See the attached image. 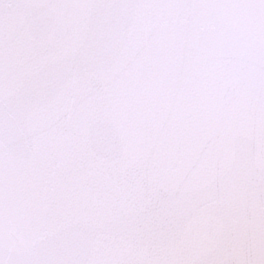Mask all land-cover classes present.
Here are the masks:
<instances>
[{"label": "snow or ice", "instance_id": "6c2138e0", "mask_svg": "<svg viewBox=\"0 0 264 264\" xmlns=\"http://www.w3.org/2000/svg\"><path fill=\"white\" fill-rule=\"evenodd\" d=\"M0 264H264V0H0Z\"/></svg>", "mask_w": 264, "mask_h": 264}]
</instances>
